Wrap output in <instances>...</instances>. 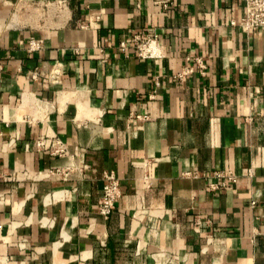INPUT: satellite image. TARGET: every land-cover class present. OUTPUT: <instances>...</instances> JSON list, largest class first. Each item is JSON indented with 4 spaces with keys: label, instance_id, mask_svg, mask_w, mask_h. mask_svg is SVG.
I'll use <instances>...</instances> for the list:
<instances>
[{
    "label": "crops",
    "instance_id": "obj_1",
    "mask_svg": "<svg viewBox=\"0 0 264 264\" xmlns=\"http://www.w3.org/2000/svg\"><path fill=\"white\" fill-rule=\"evenodd\" d=\"M165 2L0 0V264H264V30L243 0Z\"/></svg>",
    "mask_w": 264,
    "mask_h": 264
},
{
    "label": "built area",
    "instance_id": "obj_2",
    "mask_svg": "<svg viewBox=\"0 0 264 264\" xmlns=\"http://www.w3.org/2000/svg\"><path fill=\"white\" fill-rule=\"evenodd\" d=\"M178 0H166L164 8L170 10ZM245 4V15L239 22H233V26L239 27L244 32L263 31L264 30V0H243ZM134 47L142 58L154 59L160 56L159 46L155 40L149 38L136 37ZM41 48V43L37 40H31L29 43V51H37ZM127 44H122V49L126 50ZM204 69L205 66L201 65ZM193 69L188 70L191 73ZM37 151H48L51 155L64 157L69 154L68 145L58 137H39L35 141ZM73 172V168L58 170L57 175L67 178ZM216 178L225 179V181L211 184L212 190H220L228 188L236 182V177L232 173H216ZM123 192L120 180L114 174L106 175V184L104 186L103 196L99 204V213L106 220L110 218L117 204L122 199Z\"/></svg>",
    "mask_w": 264,
    "mask_h": 264
}]
</instances>
